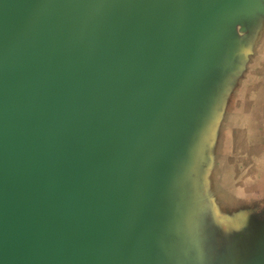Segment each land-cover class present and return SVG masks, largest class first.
Instances as JSON below:
<instances>
[{"label":"water","instance_id":"water-1","mask_svg":"<svg viewBox=\"0 0 264 264\" xmlns=\"http://www.w3.org/2000/svg\"><path fill=\"white\" fill-rule=\"evenodd\" d=\"M263 66L264 0H0V264H264L228 173Z\"/></svg>","mask_w":264,"mask_h":264},{"label":"rangeland","instance_id":"rangeland-1","mask_svg":"<svg viewBox=\"0 0 264 264\" xmlns=\"http://www.w3.org/2000/svg\"><path fill=\"white\" fill-rule=\"evenodd\" d=\"M262 61L263 58L260 63ZM261 71L257 76H252L254 82L251 87L245 82L243 84L242 92H250L252 100L250 104L248 102L235 109L236 116H242L238 123L241 140L239 150L234 153L233 165L227 171L233 173V180L238 179L239 182L235 192L238 191L241 198L240 207L245 215L243 221L247 218L262 219L264 216V66ZM223 126L225 130L221 145L224 144L223 150L230 151V145L226 143L230 138L227 128L231 123L226 121Z\"/></svg>","mask_w":264,"mask_h":264}]
</instances>
